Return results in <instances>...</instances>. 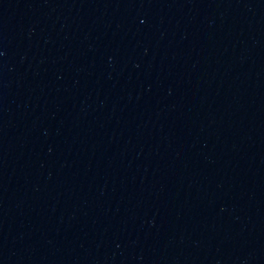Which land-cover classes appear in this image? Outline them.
Wrapping results in <instances>:
<instances>
[{
  "label": "water",
  "instance_id": "1",
  "mask_svg": "<svg viewBox=\"0 0 264 264\" xmlns=\"http://www.w3.org/2000/svg\"><path fill=\"white\" fill-rule=\"evenodd\" d=\"M0 264H264V0H0Z\"/></svg>",
  "mask_w": 264,
  "mask_h": 264
}]
</instances>
